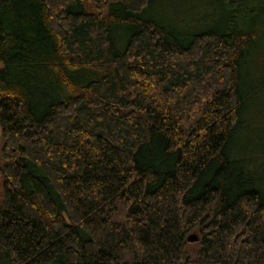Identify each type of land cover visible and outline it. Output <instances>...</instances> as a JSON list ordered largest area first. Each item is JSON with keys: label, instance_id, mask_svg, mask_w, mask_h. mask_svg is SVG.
<instances>
[{"label": "trees", "instance_id": "16d2710c", "mask_svg": "<svg viewBox=\"0 0 264 264\" xmlns=\"http://www.w3.org/2000/svg\"><path fill=\"white\" fill-rule=\"evenodd\" d=\"M0 264H264V0H0Z\"/></svg>", "mask_w": 264, "mask_h": 264}, {"label": "water", "instance_id": "95a60500", "mask_svg": "<svg viewBox=\"0 0 264 264\" xmlns=\"http://www.w3.org/2000/svg\"><path fill=\"white\" fill-rule=\"evenodd\" d=\"M195 238V236L193 235V234H188L187 236H186V240H188V241H191V240H193Z\"/></svg>", "mask_w": 264, "mask_h": 264}]
</instances>
